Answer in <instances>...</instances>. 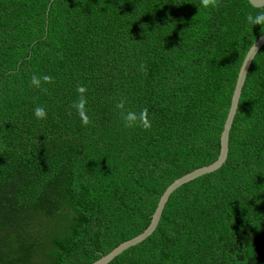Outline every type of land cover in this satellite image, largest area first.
Masks as SVG:
<instances>
[{"label":"trees","instance_id":"1","mask_svg":"<svg viewBox=\"0 0 264 264\" xmlns=\"http://www.w3.org/2000/svg\"><path fill=\"white\" fill-rule=\"evenodd\" d=\"M51 1L0 0V264H93L141 234L175 180L216 161L264 34L248 0ZM244 83L226 162L109 264H264V46ZM145 108L149 128L125 127Z\"/></svg>","mask_w":264,"mask_h":264},{"label":"water","instance_id":"2","mask_svg":"<svg viewBox=\"0 0 264 264\" xmlns=\"http://www.w3.org/2000/svg\"><path fill=\"white\" fill-rule=\"evenodd\" d=\"M52 0L51 2H53ZM248 2L251 4V0H248ZM255 8H261L264 7V0H257V3L255 5H252ZM50 7L46 9L47 13ZM264 46V34L260 36L254 44L250 47L248 50L242 65L240 67L236 84L232 93L231 97V102H230V107L228 110L227 117L225 119V122L223 124V128L220 134V149H219V155L216 159L215 162L208 166L201 167L199 169H196L193 172H190L181 178L175 180L166 190L165 192L161 195L159 202L157 204V207L151 216V222H149V226L138 236L135 238L126 241L119 246H117L115 249H113L110 253L107 255L101 257L99 260L95 261L93 264H109L112 262L116 257L121 255L124 251L129 249L130 247H133L137 244L142 243L145 241L148 237H150L155 230L158 227V222L161 220L162 212L165 208L166 203L168 202L169 197L171 194L182 187L183 185L203 176L206 174H210L222 167V165L226 162L227 157H228V151H229V134L230 130L233 124L234 117L237 112L242 88L244 86V82L246 81L247 73L249 71L250 65L252 61L254 60L255 56L259 52V50Z\"/></svg>","mask_w":264,"mask_h":264},{"label":"clouds","instance_id":"3","mask_svg":"<svg viewBox=\"0 0 264 264\" xmlns=\"http://www.w3.org/2000/svg\"><path fill=\"white\" fill-rule=\"evenodd\" d=\"M202 6L204 8H210L216 6V0H201ZM257 0H251V4L255 5ZM245 23L252 27L259 25L261 29H264V11H250L248 15L245 17ZM141 69H143V65H141ZM52 77L49 75H44L42 77L33 76L31 78V85L36 88L42 87V82L50 83L52 81ZM79 93H85L86 89L82 85L77 88ZM86 98L81 95L77 104L75 105L79 116L81 117L83 123L87 124L89 122L88 116L85 110ZM117 107L120 109H124V103L121 102L117 104ZM34 116L37 120H44L47 118V111L42 106H37L34 109ZM125 127L134 128L137 126H143L145 128H149L151 126V122L148 119V110L145 108L140 112L135 111H122L121 112Z\"/></svg>","mask_w":264,"mask_h":264}]
</instances>
